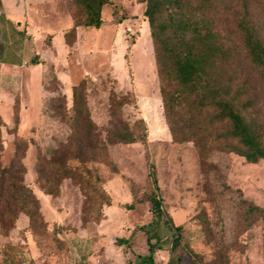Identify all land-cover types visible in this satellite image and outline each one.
I'll return each instance as SVG.
<instances>
[{
    "label": "rangeland",
    "instance_id": "obj_1",
    "mask_svg": "<svg viewBox=\"0 0 264 264\" xmlns=\"http://www.w3.org/2000/svg\"><path fill=\"white\" fill-rule=\"evenodd\" d=\"M0 1V169L14 159L15 133L26 142L18 178L38 200L41 216L32 232L25 230L27 218L10 201V175L0 179V251L8 248L12 264L29 259L34 264H146L148 256L152 264H167L172 255L180 264H213L221 255L227 264H264V218L245 216L241 205L246 200L264 209V161L249 164L214 152L202 162L191 143L171 141L144 4L109 0L100 13L104 23L77 29L67 47L66 0ZM222 9L228 30L241 7L236 0H222ZM254 12L264 40L263 1ZM85 78L92 83L85 104L95 132L89 142L78 143L66 118L71 88ZM112 95L129 103L114 109ZM138 120L146 126L145 144L106 143L111 127H131ZM53 155L72 166L81 162L97 175L111 198L102 209L104 221L81 225L83 195L69 180L59 184L56 198L43 195L37 162ZM149 165L155 168V185ZM150 194L161 201V217L145 200ZM179 226V246L171 250L176 236L171 227ZM118 239L128 245L115 244ZM148 241L158 247L152 254Z\"/></svg>",
    "mask_w": 264,
    "mask_h": 264
},
{
    "label": "trees",
    "instance_id": "obj_2",
    "mask_svg": "<svg viewBox=\"0 0 264 264\" xmlns=\"http://www.w3.org/2000/svg\"><path fill=\"white\" fill-rule=\"evenodd\" d=\"M137 1L145 7L143 15L149 30L163 119L171 141L175 144L191 143L202 162L214 152L234 154L249 164L264 161V40L254 15L264 0H236L241 15L228 30L224 29L227 22L222 0ZM66 4L71 27L63 34V40L70 47L76 40L77 29H98L104 23L100 13L109 0H66ZM0 63H3L1 57ZM91 84L85 78L71 88L66 124L78 143L89 142L95 132L85 104V93ZM110 103L118 109L129 102L118 101L112 95ZM14 110H17V102ZM13 118L15 126V113ZM2 127L4 123L0 118V153L4 149ZM13 138L14 159L7 168L0 169V179L10 175V201L20 205L19 212L27 218L25 230L32 232L41 220L38 200L18 178L22 174L20 160L26 142L15 133ZM146 139V126L141 120L131 127H111L106 133L109 145L145 144ZM74 158L78 160V154ZM68 160L56 155L38 160L36 174L40 189L43 195L56 198L59 184L69 180L83 195L81 225L99 224L105 220L102 209L110 206L111 198L95 173L81 162L72 166ZM148 177L155 185L153 165L148 166ZM145 200L152 213L161 217L160 199L150 194ZM241 205L245 216L264 218V209L246 200H242ZM170 222L168 219L169 225ZM11 229L13 227L8 230ZM171 229L176 235L171 246L174 250L179 246L181 227ZM56 230L60 231L59 228ZM7 231L1 236L5 237ZM119 243L128 245L127 239L115 242ZM156 248L148 241L149 254ZM7 249L0 251V264L13 262ZM16 262L34 264L31 259ZM144 262L152 264L151 256ZM167 264H180V259L172 255ZM213 264H227L226 256L214 259Z\"/></svg>",
    "mask_w": 264,
    "mask_h": 264
},
{
    "label": "crops",
    "instance_id": "obj_3",
    "mask_svg": "<svg viewBox=\"0 0 264 264\" xmlns=\"http://www.w3.org/2000/svg\"><path fill=\"white\" fill-rule=\"evenodd\" d=\"M1 2V1H0Z\"/></svg>",
    "mask_w": 264,
    "mask_h": 264
}]
</instances>
